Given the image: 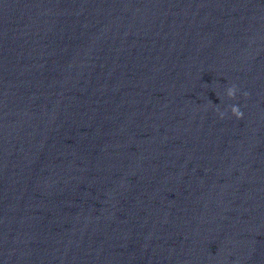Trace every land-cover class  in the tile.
<instances>
[{"label": "clouds", "instance_id": "1", "mask_svg": "<svg viewBox=\"0 0 264 264\" xmlns=\"http://www.w3.org/2000/svg\"><path fill=\"white\" fill-rule=\"evenodd\" d=\"M236 94H237V87L235 85H232L225 90V95L229 100L235 99ZM244 95L247 96V93H245ZM230 111H231L232 116H234L235 118L237 119L243 118V112L241 111L238 105H231ZM217 112L219 113V116L221 119L225 117V114H226L225 112H221L219 111V109H217Z\"/></svg>", "mask_w": 264, "mask_h": 264}]
</instances>
